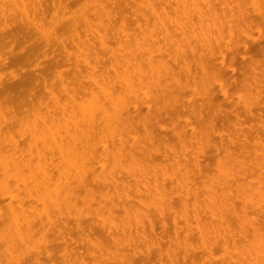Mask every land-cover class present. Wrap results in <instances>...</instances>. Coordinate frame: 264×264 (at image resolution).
I'll list each match as a JSON object with an SVG mask.
<instances>
[{
  "label": "rangeland",
  "instance_id": "374dc122",
  "mask_svg": "<svg viewBox=\"0 0 264 264\" xmlns=\"http://www.w3.org/2000/svg\"><path fill=\"white\" fill-rule=\"evenodd\" d=\"M0 264H264V0H0Z\"/></svg>",
  "mask_w": 264,
  "mask_h": 264
},
{
  "label": "bare ground",
  "instance_id": "6f19581e",
  "mask_svg": "<svg viewBox=\"0 0 264 264\" xmlns=\"http://www.w3.org/2000/svg\"><path fill=\"white\" fill-rule=\"evenodd\" d=\"M30 10V9H29ZM200 22V21H199ZM226 42V41H225ZM226 45H227V43H225ZM224 51V50H223ZM210 52V51H209ZM222 61V60H221ZM224 63V62H223ZM134 78H136V77H134ZM146 91V90H145ZM104 94V93H103ZM134 96V95H133ZM143 96V95H142ZM122 103V102H121ZM119 103V104H114L113 105V109L112 110H107V109H105L104 107H99V112H100V114H101V117H102V120H104L105 122L107 121H115V122H117L118 121V119H119V116H120V109L121 110H125V114L127 115L128 114V112H129V109L127 108V107H125V105L123 106V104L124 103ZM94 104V103H93ZM121 104V105H120ZM120 105V106H119ZM119 106V107H118ZM132 107H134V108H136L134 105L132 106ZM140 109V108H139ZM135 110V109H134ZM83 111V110H82ZM82 117H83V123H82V125L87 129L88 127H90V125L92 124V126H93V119H94V116L92 115V114H90V113H88V111H84V112H82ZM124 115V114H123ZM129 122V121H128ZM73 123V122H72ZM81 127V126H80ZM119 127H121V126H119ZM68 132V131H67ZM51 135V134H50ZM59 137V136H58ZM57 137V138H58ZM51 144L52 145H54V148H56L57 150H60L64 145H68L69 143L68 142H65L64 141V139L62 138V137H60L59 139H56V137H55V134H54V136H51ZM118 139V138H117ZM120 139V138H119ZM63 142H65V143H63ZM101 145V144H100ZM130 153V152H129ZM62 157V156H61ZM119 158V157H118ZM68 164L69 163H71V162H67ZM102 165V164H101ZM71 166H73V165H71ZM100 167V166H99ZM100 172V171H99ZM62 173V172H61ZM35 176V175H34ZM33 176V177H34ZM27 177V176H26ZM14 178V177H13ZM42 180H44V178H45V175H42ZM66 179V178H65ZM24 179H22L21 180V182L23 181ZM33 183H34V186H36V188L38 187V186H40V185H42V182H39L37 179H34L33 180ZM61 183H62V181H61ZM21 185V184H20ZM23 185H24V183H23ZM59 185H60V183H59ZM56 187H57V185H56ZM56 187H55V189H56ZM59 187V186H58ZM58 187H57V189H58ZM55 189H53V191H56ZM52 191V190H51ZM50 191V192H51ZM7 197V196H6ZM6 197H4L5 199H6ZM10 197L11 196H9L8 198H9V200H10ZM110 200V199H109ZM114 200V199H113ZM64 202V201H63ZM45 219V218H44ZM15 220V219H14ZM17 220V219H16ZM28 224V223H27ZM18 227V226H17ZM19 228V227H18ZM18 233H16V237L18 236L17 235ZM19 238V237H18ZM20 239V238H19ZM8 251H6V253H7ZM11 258V257H10Z\"/></svg>",
  "mask_w": 264,
  "mask_h": 264
}]
</instances>
